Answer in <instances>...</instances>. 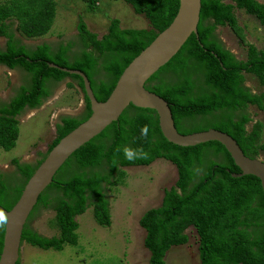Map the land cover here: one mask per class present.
I'll list each match as a JSON object with an SVG mask.
<instances>
[{"label":"trees","instance_id":"trees-1","mask_svg":"<svg viewBox=\"0 0 264 264\" xmlns=\"http://www.w3.org/2000/svg\"><path fill=\"white\" fill-rule=\"evenodd\" d=\"M92 9L98 0H82ZM136 14L148 21L146 28H122L111 18L99 37L76 23L79 49L70 51L72 42L52 46L41 42L26 46L24 38L47 33L54 16V0H9L0 3V64L26 73L27 84L20 86L7 101L0 103V148L9 150L18 135V115L38 107L50 94L49 83L65 77L76 81L82 92L84 110L78 116H64L55 126V136L33 163L12 159L19 175L6 181L0 173V210H8L38 163L65 133L86 119L89 102L82 79L48 62L78 69L86 76L94 97L104 100L122 69L173 18L178 0H123ZM233 8L253 15L264 27V3L257 0H200L196 34L191 33L176 53L144 82V87L168 104L176 130L185 134L214 128L229 134L243 154L253 158L264 150L260 141L262 124L251 122L247 106L264 108V92H253L244 84V73L264 84V50L244 39ZM13 24L14 31L11 30ZM227 25L240 43L245 56L237 59L224 47L215 29ZM68 86L72 84L67 83ZM249 124V126H247ZM149 126L147 137L141 136ZM143 148L144 158L128 161L118 148ZM162 158L175 166L176 179L163 191L160 204L146 209L138 218L144 229L143 246L149 264H164L171 246L186 243L185 229L191 226L197 237L199 264H264V196L259 180L251 174L232 176L239 168L224 146L209 140L192 146L167 141L161 134L153 109L128 104L115 121L75 149L59 166L51 182L39 193L20 236L42 249L59 251L65 244L76 245L78 223L75 217L91 207L98 225L110 224L105 187L121 184L125 166L148 165ZM53 210L51 224L57 233L46 237L28 222L37 208ZM3 228L0 229V249Z\"/></svg>","mask_w":264,"mask_h":264},{"label":"rangeland","instance_id":"rangeland-1","mask_svg":"<svg viewBox=\"0 0 264 264\" xmlns=\"http://www.w3.org/2000/svg\"><path fill=\"white\" fill-rule=\"evenodd\" d=\"M9 0H0V3ZM53 21L45 35L36 38H24L14 32L22 43L33 47L41 42L56 46L58 42H72L70 51L78 50L76 23L84 21L86 28L98 37L106 31L111 18H117L122 28H146L148 21L141 14L133 12L131 6L123 0H98L92 9L82 0H54ZM264 3V0H257ZM237 24L242 28L245 41L256 49L264 50V27L258 20L243 9L233 8ZM13 24L11 30L14 31ZM215 32L237 59L245 56V46L227 26H217ZM4 37L0 36V48H4ZM26 73L20 69L8 70L0 66V103L5 102L18 89L27 84ZM71 83L68 86L67 83ZM244 84L253 92H264V84L248 73H244ZM18 87V88H17ZM50 94L34 109H23L18 115V135L14 146L9 150L0 148V173L11 183L17 174L12 159L19 163H33L44 152L45 146L55 136V126L61 116H78L84 110L82 92L74 79L65 77L58 82L49 83ZM251 122L262 124L260 141L264 143V108L254 105L246 108ZM248 123L247 126H249ZM264 161V150L258 155ZM125 175L121 184L106 186L110 224L98 225L87 207L77 215V244H65L61 250L42 249L25 242L20 244L19 264H149V252L143 246L144 229L139 226L138 218L148 208L160 204L163 191L173 185L176 179L175 166L169 161L157 158L148 165L125 166ZM53 210L38 207L29 226L46 237L57 233L51 224ZM184 233L187 241L171 246L164 254V264H199L197 237L189 226Z\"/></svg>","mask_w":264,"mask_h":264},{"label":"water","instance_id":"water-1","mask_svg":"<svg viewBox=\"0 0 264 264\" xmlns=\"http://www.w3.org/2000/svg\"><path fill=\"white\" fill-rule=\"evenodd\" d=\"M199 8L200 0H178L176 12L169 24L127 63L111 91L102 101L94 97L83 72L48 62L50 67L81 77L83 93L88 99L90 113L86 119L58 139L27 178L13 205L8 210L2 209L8 217V222L3 228L0 264L20 262V236L23 224L36 203L39 193L51 182L59 166L75 149L98 134L111 121H115L128 104L153 109L157 115L162 136L171 143L180 146H192L209 140L221 143L240 170L231 175L255 176L259 180L264 196V161L262 159L244 155L229 134L214 128L179 133L173 124L167 102L144 87L146 79L176 53L187 37L191 33L196 34Z\"/></svg>","mask_w":264,"mask_h":264},{"label":"clouds","instance_id":"clouds-1","mask_svg":"<svg viewBox=\"0 0 264 264\" xmlns=\"http://www.w3.org/2000/svg\"><path fill=\"white\" fill-rule=\"evenodd\" d=\"M149 131V126L143 125L140 129L141 136L147 137ZM117 151L121 152L124 158L130 162L147 156V153L144 151L143 148L133 149L128 146H124L123 148H118ZM7 222L8 217L6 213L3 210H0V229L4 228L7 225Z\"/></svg>","mask_w":264,"mask_h":264},{"label":"flooded vegetation","instance_id":"flooded-vegetation-1","mask_svg":"<svg viewBox=\"0 0 264 264\" xmlns=\"http://www.w3.org/2000/svg\"><path fill=\"white\" fill-rule=\"evenodd\" d=\"M72 45H73V43H72ZM18 87H20V85H19ZM18 87H17V88H18ZM16 90H17V89H16ZM14 94H15V93H14ZM14 94H13V95H14ZM13 95H11L10 98H11ZM8 100H9V99H8ZM8 100H6L5 102H7ZM64 116H67V115H64ZM64 116H61V117H64ZM49 143H50V142H49ZM47 145H48V144H47ZM47 145L45 146L44 151L46 150ZM38 158H39V157H38ZM38 158H36V159H38ZM36 159H35V160H36ZM35 160H34V161H35ZM18 177H19V175H18V173H17V174H15V175H13V177L11 176V177H9V178H12L13 180H15V178H18ZM19 256H20V252H19ZM19 259H20V258H19ZM15 264H19V261H16Z\"/></svg>","mask_w":264,"mask_h":264},{"label":"crops","instance_id":"crops-1","mask_svg":"<svg viewBox=\"0 0 264 264\" xmlns=\"http://www.w3.org/2000/svg\"><path fill=\"white\" fill-rule=\"evenodd\" d=\"M46 34V33H45ZM44 34V35H45ZM3 37V36H2ZM36 38V37H35ZM4 40H5V37H4ZM44 42V41H43ZM23 44H26V43H23ZM4 45H5V42H4ZM36 45H38V44H36ZM27 46V45H26ZM35 46V45H34ZM32 47V46H31ZM0 66H3V67H5L4 65H2V64H0ZM7 68V67H6ZM8 70H13V69H15V70H17V68H7ZM10 99V98H9ZM8 100V99H7ZM24 109H34V108H27V107H25Z\"/></svg>","mask_w":264,"mask_h":264}]
</instances>
